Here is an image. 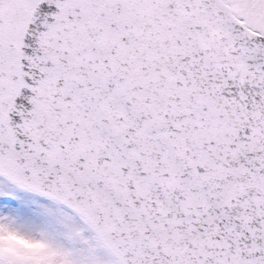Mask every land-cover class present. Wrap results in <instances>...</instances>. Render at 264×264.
Masks as SVG:
<instances>
[{
	"label": "snow or ice",
	"instance_id": "snow-or-ice-1",
	"mask_svg": "<svg viewBox=\"0 0 264 264\" xmlns=\"http://www.w3.org/2000/svg\"><path fill=\"white\" fill-rule=\"evenodd\" d=\"M0 264H264V0H0Z\"/></svg>",
	"mask_w": 264,
	"mask_h": 264
}]
</instances>
